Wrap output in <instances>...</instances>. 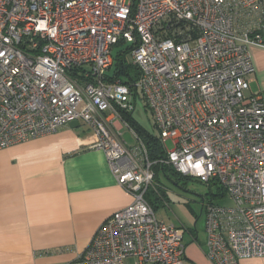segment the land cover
<instances>
[{"label":"built area","instance_id":"built-area-1","mask_svg":"<svg viewBox=\"0 0 264 264\" xmlns=\"http://www.w3.org/2000/svg\"><path fill=\"white\" fill-rule=\"evenodd\" d=\"M263 1L0 0V149L81 122L131 196L99 225L79 264H186L187 229L166 224L145 198L158 194L155 162L122 117L136 95L159 133L160 162L216 184L229 201L205 205L208 261L264 257V97L246 93L249 46L264 47ZM126 43L107 77L112 50ZM118 58L137 76L122 79Z\"/></svg>","mask_w":264,"mask_h":264},{"label":"crops","instance_id":"crops-1","mask_svg":"<svg viewBox=\"0 0 264 264\" xmlns=\"http://www.w3.org/2000/svg\"><path fill=\"white\" fill-rule=\"evenodd\" d=\"M257 19L264 24V1ZM248 50L254 71L246 93L264 97V47ZM69 124L0 149V264H79L99 225L131 202L104 152L90 148L93 130ZM186 229V264H212L203 252L205 234L199 239ZM239 264H264V257Z\"/></svg>","mask_w":264,"mask_h":264},{"label":"rangeland","instance_id":"rangeland-1","mask_svg":"<svg viewBox=\"0 0 264 264\" xmlns=\"http://www.w3.org/2000/svg\"><path fill=\"white\" fill-rule=\"evenodd\" d=\"M127 61H132L131 56L127 55ZM126 80V75H121ZM132 121L137 128L143 130L153 137H158L159 133L153 125L149 110L145 107L140 98H137L135 107L132 111ZM121 137L126 141L128 148L135 146L136 140L133 134L124 126L121 130ZM166 150L173 149L171 139L164 142ZM156 171V169H155ZM157 180L164 192V202L155 200L154 193L148 192L146 198L153 201L156 216L167 223H181L185 228L197 232L198 238H204V218L205 205L212 202L216 204H227L229 201L222 196L219 187L207 185L195 178H187L168 173L167 176L159 172ZM150 198V199H149ZM228 202H226V201Z\"/></svg>","mask_w":264,"mask_h":264},{"label":"trees","instance_id":"trees-1","mask_svg":"<svg viewBox=\"0 0 264 264\" xmlns=\"http://www.w3.org/2000/svg\"><path fill=\"white\" fill-rule=\"evenodd\" d=\"M178 27L179 28H183L184 26L182 24H179ZM116 69H117V73L118 74H120V75L128 74L129 76H131V78L136 77L137 74H138V72L136 71V69L132 65H123L122 61L119 58L117 59ZM136 97L138 98V96L136 95L134 97V99H136ZM122 117L127 121L129 126L138 134V136L142 140V142H143V144H144V146L146 148L148 159L150 161H152V162H155L152 165V169H153V172H154V181L156 183H158V185H159V188H157V193L158 194H156L155 191L152 190V189L149 190L148 192L154 193L155 200H157V201H161L162 200L164 203H166L164 201L165 200L164 192L162 191L161 185L159 184V181L157 180V174L159 172H161L165 176H167L168 173H171L173 175H178V176H182V175L179 174L178 172H176L175 169L171 165H169V164H167L165 162H160V160H165V151L162 148L160 140H159L158 137H153L149 133L137 128L135 126V124L133 123V121H132V114L126 113V112H122ZM155 169H156V171H155ZM145 198H146V196H145ZM146 200L154 208L153 201L151 200V202H150L147 198H146Z\"/></svg>","mask_w":264,"mask_h":264},{"label":"water","instance_id":"water-1","mask_svg":"<svg viewBox=\"0 0 264 264\" xmlns=\"http://www.w3.org/2000/svg\"><path fill=\"white\" fill-rule=\"evenodd\" d=\"M130 44L129 43H126L120 47H116L112 50V57L114 59V64L113 66L111 67V69L107 72H105L104 74L107 76V77H111L114 73V70H115V62H116V58H117V55L118 53H120L121 51L125 50ZM78 124L77 121H73L71 122L69 125L70 126H76Z\"/></svg>","mask_w":264,"mask_h":264}]
</instances>
